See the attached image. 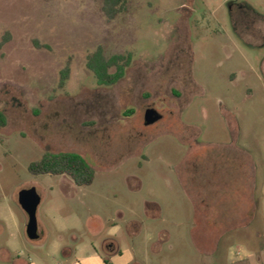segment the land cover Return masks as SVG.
<instances>
[{
    "label": "rangeland",
    "instance_id": "rangeland-1",
    "mask_svg": "<svg viewBox=\"0 0 264 264\" xmlns=\"http://www.w3.org/2000/svg\"><path fill=\"white\" fill-rule=\"evenodd\" d=\"M101 6L0 0V264H74L85 241L104 264H228L240 243L264 264V0ZM98 49L131 57L114 85L87 66ZM48 151L83 156L93 184L33 175Z\"/></svg>",
    "mask_w": 264,
    "mask_h": 264
},
{
    "label": "trees",
    "instance_id": "trees-1",
    "mask_svg": "<svg viewBox=\"0 0 264 264\" xmlns=\"http://www.w3.org/2000/svg\"><path fill=\"white\" fill-rule=\"evenodd\" d=\"M100 1L102 12L108 20H115L128 11L130 0H96ZM131 57L114 55L106 58L102 49H98L88 58L87 66L95 74L101 85H114L121 80L130 64ZM115 68L114 72L111 70ZM6 123L0 113V125ZM33 175H67L71 177L78 187L90 186L95 180V171L91 165L77 153L72 152H46L41 160L34 161L29 166Z\"/></svg>",
    "mask_w": 264,
    "mask_h": 264
},
{
    "label": "clouds",
    "instance_id": "clouds-1",
    "mask_svg": "<svg viewBox=\"0 0 264 264\" xmlns=\"http://www.w3.org/2000/svg\"><path fill=\"white\" fill-rule=\"evenodd\" d=\"M64 230V229H61ZM120 232V227L117 225L108 229L109 236H116ZM54 245L57 250L60 247L59 242L54 241ZM89 254H85V253ZM256 253L250 250L246 244L240 243L238 245H231L227 249V262L228 264H244L245 261L248 264H257L255 259ZM134 259L130 250L126 251L122 257H120V264H130ZM74 264H104L103 258L90 250L88 241L77 246L76 260ZM113 264H117V257H113Z\"/></svg>",
    "mask_w": 264,
    "mask_h": 264
},
{
    "label": "water",
    "instance_id": "water-1",
    "mask_svg": "<svg viewBox=\"0 0 264 264\" xmlns=\"http://www.w3.org/2000/svg\"><path fill=\"white\" fill-rule=\"evenodd\" d=\"M161 118L154 109H148L145 113L146 125H152ZM41 197L35 187L23 189L19 193V204L28 216L27 236L34 241L39 238L37 212L41 204Z\"/></svg>",
    "mask_w": 264,
    "mask_h": 264
},
{
    "label": "crops",
    "instance_id": "crops-1",
    "mask_svg": "<svg viewBox=\"0 0 264 264\" xmlns=\"http://www.w3.org/2000/svg\"><path fill=\"white\" fill-rule=\"evenodd\" d=\"M109 250V252L111 253V251H113V252H116L117 251V249L116 250H112L111 248H108Z\"/></svg>",
    "mask_w": 264,
    "mask_h": 264
}]
</instances>
